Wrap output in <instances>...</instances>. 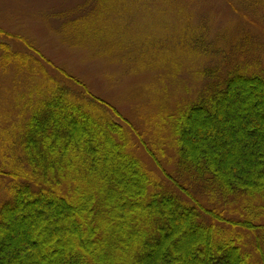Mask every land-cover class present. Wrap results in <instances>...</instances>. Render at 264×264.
<instances>
[{"label":"trees","instance_id":"1","mask_svg":"<svg viewBox=\"0 0 264 264\" xmlns=\"http://www.w3.org/2000/svg\"><path fill=\"white\" fill-rule=\"evenodd\" d=\"M224 1L237 36L177 45L237 56L139 122L66 69L57 77L25 38L14 35L20 51L0 42V68L27 83L0 154V264H264V67L245 57L251 32L264 39V0Z\"/></svg>","mask_w":264,"mask_h":264},{"label":"rangeland","instance_id":"2","mask_svg":"<svg viewBox=\"0 0 264 264\" xmlns=\"http://www.w3.org/2000/svg\"><path fill=\"white\" fill-rule=\"evenodd\" d=\"M234 16L224 0H0V42L20 51L26 43L15 42L14 35L25 38L57 77L66 69L139 122L159 114L163 104L193 99L205 85L202 71L237 56V45H177L192 34L211 44L231 29L229 37L237 36ZM251 39L245 57L261 59L264 67V39L256 45L252 32ZM24 79L14 65L0 68L2 159L25 107ZM148 104L158 107L148 110ZM7 187L0 180V206Z\"/></svg>","mask_w":264,"mask_h":264}]
</instances>
